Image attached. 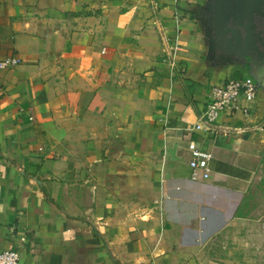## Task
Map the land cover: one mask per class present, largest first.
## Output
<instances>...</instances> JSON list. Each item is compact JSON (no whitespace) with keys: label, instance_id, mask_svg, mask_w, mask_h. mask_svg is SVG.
Instances as JSON below:
<instances>
[{"label":"crops","instance_id":"0c3cea01","mask_svg":"<svg viewBox=\"0 0 264 264\" xmlns=\"http://www.w3.org/2000/svg\"><path fill=\"white\" fill-rule=\"evenodd\" d=\"M206 0H0V251L19 264H264V88L215 86ZM241 108H247L244 114ZM213 157L191 179L189 144ZM162 200L161 212L155 201Z\"/></svg>","mask_w":264,"mask_h":264},{"label":"water","instance_id":"95a60500","mask_svg":"<svg viewBox=\"0 0 264 264\" xmlns=\"http://www.w3.org/2000/svg\"><path fill=\"white\" fill-rule=\"evenodd\" d=\"M201 14L209 61L239 65L264 88V0H206Z\"/></svg>","mask_w":264,"mask_h":264},{"label":"built area","instance_id":"2783aa9c","mask_svg":"<svg viewBox=\"0 0 264 264\" xmlns=\"http://www.w3.org/2000/svg\"><path fill=\"white\" fill-rule=\"evenodd\" d=\"M21 63L19 58H8L0 61V72L16 67ZM260 86L250 76L238 80H230L224 86H215L212 88L210 98L205 111L199 116L197 123L190 129L194 132H205L218 134L223 131L225 134L232 132L229 127H218V121L225 112L234 114L239 110L241 101L252 102L257 99ZM244 114H248L247 108H241ZM191 153V179L195 182H205L211 179L209 173V162L213 155L201 148L196 142L189 144ZM161 212L164 211L163 201H155ZM20 255L17 251H0V264H19Z\"/></svg>","mask_w":264,"mask_h":264},{"label":"flooded vegetation","instance_id":"af4514ba","mask_svg":"<svg viewBox=\"0 0 264 264\" xmlns=\"http://www.w3.org/2000/svg\"><path fill=\"white\" fill-rule=\"evenodd\" d=\"M219 57H220L221 59L224 58V56H223L221 53H219Z\"/></svg>","mask_w":264,"mask_h":264},{"label":"rangeland","instance_id":"374dc122","mask_svg":"<svg viewBox=\"0 0 264 264\" xmlns=\"http://www.w3.org/2000/svg\"><path fill=\"white\" fill-rule=\"evenodd\" d=\"M262 27H263V29H264V25H263Z\"/></svg>","mask_w":264,"mask_h":264}]
</instances>
